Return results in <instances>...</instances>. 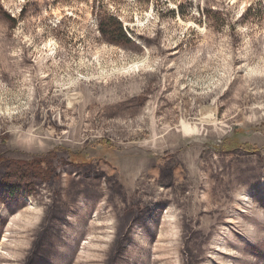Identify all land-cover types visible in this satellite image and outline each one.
<instances>
[{"label": "rangeland", "instance_id": "374dc122", "mask_svg": "<svg viewBox=\"0 0 264 264\" xmlns=\"http://www.w3.org/2000/svg\"><path fill=\"white\" fill-rule=\"evenodd\" d=\"M42 238L46 264H264V0H0V264Z\"/></svg>", "mask_w": 264, "mask_h": 264}, {"label": "trees", "instance_id": "16d2710c", "mask_svg": "<svg viewBox=\"0 0 264 264\" xmlns=\"http://www.w3.org/2000/svg\"><path fill=\"white\" fill-rule=\"evenodd\" d=\"M8 23H14L15 21L11 18L6 19ZM99 33L104 36L106 39H109L110 42H114L115 44L132 46L131 41L128 40L123 27L120 25L118 20L113 18L112 16H105L98 23ZM10 195V194H9ZM46 243L44 242V238H42V242L37 245L39 247L38 254L33 258V262H29V264H46L44 262V246ZM50 264V261H49Z\"/></svg>", "mask_w": 264, "mask_h": 264}, {"label": "bare ground", "instance_id": "6f19581e", "mask_svg": "<svg viewBox=\"0 0 264 264\" xmlns=\"http://www.w3.org/2000/svg\"><path fill=\"white\" fill-rule=\"evenodd\" d=\"M135 66L137 67V64H135Z\"/></svg>", "mask_w": 264, "mask_h": 264}]
</instances>
